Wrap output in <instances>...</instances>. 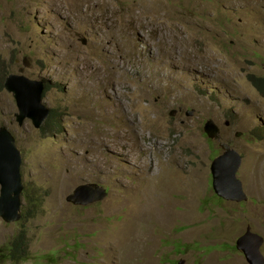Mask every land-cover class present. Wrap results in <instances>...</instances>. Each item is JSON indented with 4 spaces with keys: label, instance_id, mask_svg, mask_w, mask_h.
Instances as JSON below:
<instances>
[{
    "label": "rangeland",
    "instance_id": "374dc122",
    "mask_svg": "<svg viewBox=\"0 0 264 264\" xmlns=\"http://www.w3.org/2000/svg\"><path fill=\"white\" fill-rule=\"evenodd\" d=\"M10 75L51 85L61 129L19 125ZM263 77L264 0H0V128L24 183L20 222L0 219V264H249L235 245L248 227L264 238ZM220 141L242 155L245 200L213 190ZM86 182L107 196L68 201ZM135 207L140 243L122 256ZM21 233L29 258L9 260Z\"/></svg>",
    "mask_w": 264,
    "mask_h": 264
},
{
    "label": "water",
    "instance_id": "95a60500",
    "mask_svg": "<svg viewBox=\"0 0 264 264\" xmlns=\"http://www.w3.org/2000/svg\"><path fill=\"white\" fill-rule=\"evenodd\" d=\"M4 87L16 100L18 113L15 117L19 125L22 126L27 119H30L35 128L41 129L51 115V109L43 103L46 84L23 75H10L6 78ZM174 114L175 111L171 113ZM191 115L192 113H189L188 116ZM204 131L212 139L220 138V129L212 120L207 121ZM220 146L224 151L211 164L213 190L218 196L227 200H245L247 194L242 181L237 176L242 156L228 143L220 142ZM22 165L23 155L15 136L8 129L0 128V219L9 224L18 223L23 217ZM107 193L105 187L99 183L86 182L78 185L68 195L67 200L86 206L103 200ZM263 242V236L252 232L248 227L246 233L237 240L236 247L243 252L249 264H264V256L260 250ZM184 263V259L178 262V264Z\"/></svg>",
    "mask_w": 264,
    "mask_h": 264
},
{
    "label": "trees",
    "instance_id": "16d2710c",
    "mask_svg": "<svg viewBox=\"0 0 264 264\" xmlns=\"http://www.w3.org/2000/svg\"><path fill=\"white\" fill-rule=\"evenodd\" d=\"M254 86L258 89V91L264 95V79H262L261 83L258 85L257 82H253ZM47 90L46 93L51 89V85L46 84ZM56 112L52 111V114L48 121L46 122V128L52 127V128H58L61 129V127L58 125V120L56 116ZM28 239L26 233H21L15 241L10 246V250L8 251L9 260H14L17 262H20L22 260H27L29 258V251H28Z\"/></svg>",
    "mask_w": 264,
    "mask_h": 264
},
{
    "label": "bare ground",
    "instance_id": "6f19581e",
    "mask_svg": "<svg viewBox=\"0 0 264 264\" xmlns=\"http://www.w3.org/2000/svg\"><path fill=\"white\" fill-rule=\"evenodd\" d=\"M196 177V176H195ZM197 179H198V176L196 177ZM196 181V180H195ZM134 210H136L135 212H137L136 213V217H134L135 219L134 220H132V222L134 221V223H130V222H128L127 224H126V228H124L123 230H121V232H120V237H121V239H119L118 241H116V242H114V244H113V248L114 249H117L118 251H119V253L122 255V256H124V253H125V250L126 251H133L134 249L132 248V246L135 244V243H137V246L139 245V243L138 242H134V239H135V236L137 237V234L139 233V231H138V229H137V227H136V221H137V218H138V216L140 215V214H142V210H141V208L140 207H135L134 208ZM133 210V211H134ZM132 212V211H131ZM134 212V213H135ZM133 213V214H134ZM140 236V235H139ZM142 236V235H141ZM140 236V237H141ZM143 238V237H142ZM139 240V239H138ZM135 246H136V244H135ZM134 246V247H135ZM138 249V248H137ZM136 249V250H137ZM116 250V251H117ZM131 251V252H132ZM143 251V250H142ZM135 252V251H134ZM137 253V252H136ZM143 253V252H142ZM127 254V253H126ZM139 254V253H138ZM133 255H134V253H133ZM132 255V256H133ZM126 256V255H125ZM118 257H119V255H118ZM121 257V256H120ZM119 257V258H120ZM125 258V257H124ZM131 258V257H130ZM125 260V259H124ZM127 260V259H126ZM125 260V261H126ZM129 260V259H128ZM120 261H122V259H120ZM118 263V262H117ZM121 264V263H120Z\"/></svg>",
    "mask_w": 264,
    "mask_h": 264
},
{
    "label": "clouds",
    "instance_id": "9594fccd",
    "mask_svg": "<svg viewBox=\"0 0 264 264\" xmlns=\"http://www.w3.org/2000/svg\"><path fill=\"white\" fill-rule=\"evenodd\" d=\"M262 79H264V77H263ZM262 79H260V83H261ZM260 83H259V84H260ZM46 90H47V89H46ZM45 93H46V92H45ZM44 95H45V94H44ZM176 112H178V111H176ZM51 114H52V113H51ZM50 116H51V115H50ZM49 118H50V117H49ZM49 118H48V119H49ZM220 132H221V129H220ZM206 135H207V134H206ZM207 137H208V135H207ZM208 138H210V137H208ZM210 139H212V138H210ZM214 139H215V138H214ZM219 139H220V138H219ZM220 142H223V141H220ZM220 142H219V145H220ZM225 143H227V142H225ZM228 144H229V143H228ZM229 145H230V144H229ZM230 146H231V145H230ZM220 148L222 149L221 146H220ZM223 151H224V150L222 149V152H221V153H223ZM221 153H220V154H221ZM220 154H219V155H220ZM219 155H218V156H219ZM218 156H217V157H218ZM241 156H242V155H241ZM215 158H216V157H215ZM215 158H214V159H215ZM214 159H213V160H214ZM211 174H212V173H211ZM237 175H238V173H237ZM238 178H239V177H238ZM239 179H240V178H239ZM212 180H213V178H212ZM215 194H216V193H215ZM216 195H217V194H216ZM217 196H218V195H217ZM219 197H220V196H219ZM221 198H222V197H221ZM222 199L225 200V198H222ZM226 200H227V199H226ZM252 232H253V231H252ZM254 233H257V232H254ZM261 236H262V235H261ZM263 243H264V242H263ZM262 245H263V244H262ZM235 250L240 251L239 249H237L236 245H235ZM260 250H261V248H260ZM241 253L243 254L242 251H241ZM243 255H244V254H243ZM263 256H264V255H263ZM244 257H245V256H244ZM245 259H246V258H245Z\"/></svg>",
    "mask_w": 264,
    "mask_h": 264
},
{
    "label": "flooded vegetation",
    "instance_id": "af4514ba",
    "mask_svg": "<svg viewBox=\"0 0 264 264\" xmlns=\"http://www.w3.org/2000/svg\"><path fill=\"white\" fill-rule=\"evenodd\" d=\"M177 264H178V261H177Z\"/></svg>",
    "mask_w": 264,
    "mask_h": 264
}]
</instances>
